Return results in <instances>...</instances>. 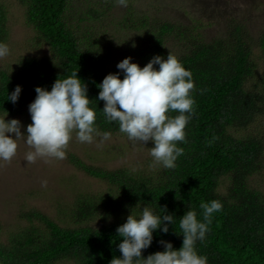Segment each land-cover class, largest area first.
<instances>
[{
    "label": "trees",
    "instance_id": "trees-1",
    "mask_svg": "<svg viewBox=\"0 0 264 264\" xmlns=\"http://www.w3.org/2000/svg\"><path fill=\"white\" fill-rule=\"evenodd\" d=\"M18 2L25 10L27 25L35 32L36 45H45L49 56L22 58L13 71L0 69V116L22 114L34 100L36 86L50 90L57 78L77 70L87 85L92 100L89 107L97 113L99 131L124 134L117 124L105 120L100 111L104 102L96 100V85L105 75L118 71L106 69L95 50L94 33L85 35L66 23L69 0ZM101 14L103 11L91 9L86 15L98 19ZM7 16L0 3V43L4 44L9 35ZM173 34L181 36L180 28L169 23L159 25L155 35L137 49L138 65L143 67L154 55L166 58L164 43ZM177 59L192 74L195 103L185 128L186 142L178 143L183 155L175 162L176 167H162L155 175L144 176L126 169L101 170L71 156L79 171L105 183L110 193L84 196L78 201L74 217L84 225L75 228H63L37 211L24 212L25 228L12 232L5 242L0 238V264H57L67 260L109 264L120 255L116 248L120 237L115 230L130 212H137V204H147L157 213L156 205H166L167 212L177 219L169 225L168 233H153L152 243L142 256L163 251L160 240L179 249L183 237L178 219L187 210H195L197 219H202L200 204L212 200L220 201L222 210L213 213L205 240L196 242L198 253L207 257V264H264V195L250 183L264 170V136L247 133L256 123H264V31L255 42L242 25H232L225 40L193 41ZM17 85L22 90L13 104L7 95ZM107 204L113 206L111 213ZM98 212L107 213L113 220L100 228L89 226L87 222Z\"/></svg>",
    "mask_w": 264,
    "mask_h": 264
},
{
    "label": "rangeland",
    "instance_id": "rangeland-1",
    "mask_svg": "<svg viewBox=\"0 0 264 264\" xmlns=\"http://www.w3.org/2000/svg\"><path fill=\"white\" fill-rule=\"evenodd\" d=\"M0 3L7 10L9 30L5 43L9 54L0 58V69L16 70L25 57H48L46 46L36 45L35 32L27 25L25 10L18 0H0ZM91 9L104 14L93 19L86 15ZM64 20L78 27L80 33H94L99 38H96L95 50L102 56L106 69L120 71L116 64L125 57L139 64L137 49L154 36L163 23L181 30V36L173 34L164 43L166 52L176 57L189 50L193 41L225 40L232 25H242L257 42L264 31V0H126L125 5L119 0H69ZM255 53L257 55V51ZM5 116L1 115L0 119ZM10 119L20 121L23 133L25 126L31 123L28 107L20 115L5 117V120ZM251 128L253 130L247 133L264 136V123H256ZM16 143V155L10 161L0 160V238L4 242L12 232L25 228L24 212L37 211L63 228H75L84 225L74 217L77 202L84 196L100 197L110 193L105 183L79 171L71 162V156L101 170L126 169L144 176H153L162 168L149 155L151 142L144 146L129 141L126 134H113L103 142L96 137L92 143H81L73 133L65 159L38 157L31 163L25 158L33 150L23 138ZM223 182L227 184L226 179ZM250 183L264 195V170L252 177ZM107 208L108 213L114 210L110 204ZM105 210L106 207L103 212ZM103 212H98L87 224L100 228L110 223L113 217ZM57 264L76 263L67 260Z\"/></svg>",
    "mask_w": 264,
    "mask_h": 264
},
{
    "label": "clouds",
    "instance_id": "clouds-1",
    "mask_svg": "<svg viewBox=\"0 0 264 264\" xmlns=\"http://www.w3.org/2000/svg\"><path fill=\"white\" fill-rule=\"evenodd\" d=\"M119 3L125 5L126 0ZM8 54V46L0 43V58ZM131 59L119 61L116 68L120 71L105 75L96 85V100L104 102L100 111L107 122L118 125L129 141L144 146L151 142L149 155L155 164L174 169L178 157L183 155L178 143L186 142L185 128L194 114L192 74L170 53L166 58L154 55L143 67L130 62ZM21 90V86H15L7 101L15 104ZM34 91L35 98L28 105L31 123L23 133L19 120H5L7 114L0 119V160L10 161L16 155V141L20 138L33 150L26 154L29 163L38 157L65 159L73 133L81 143H92L96 137L101 142L111 138L110 132L99 131L95 123L97 113L89 107L92 100L88 98L87 85L77 76V70L63 79L57 78L50 90L36 86ZM173 112L176 114L172 115ZM135 207L137 212H130L115 230L120 237L116 245L120 255L109 264H207V257L198 253L196 242L205 240L213 213L222 210L220 201L202 202V219H197L195 210H187L178 219L183 237L179 249L160 240L163 251L146 257L142 252L151 245L153 233H168L169 225L177 219L167 212L166 205H156L159 213L147 204Z\"/></svg>",
    "mask_w": 264,
    "mask_h": 264
}]
</instances>
